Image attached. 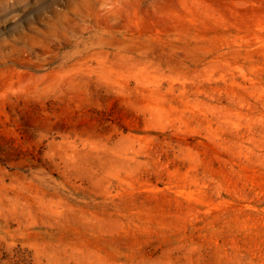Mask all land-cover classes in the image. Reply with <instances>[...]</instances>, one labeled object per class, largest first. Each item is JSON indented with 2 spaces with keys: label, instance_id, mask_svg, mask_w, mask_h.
Instances as JSON below:
<instances>
[{
  "label": "rangeland",
  "instance_id": "1",
  "mask_svg": "<svg viewBox=\"0 0 264 264\" xmlns=\"http://www.w3.org/2000/svg\"><path fill=\"white\" fill-rule=\"evenodd\" d=\"M0 264H264V0H0Z\"/></svg>",
  "mask_w": 264,
  "mask_h": 264
}]
</instances>
